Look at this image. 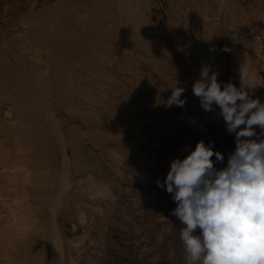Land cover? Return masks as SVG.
Here are the masks:
<instances>
[{
    "label": "rangeland",
    "instance_id": "obj_1",
    "mask_svg": "<svg viewBox=\"0 0 264 264\" xmlns=\"http://www.w3.org/2000/svg\"><path fill=\"white\" fill-rule=\"evenodd\" d=\"M263 41L264 0H0V264H187L156 180L200 140L227 166L235 134L192 85L246 70L264 103Z\"/></svg>",
    "mask_w": 264,
    "mask_h": 264
},
{
    "label": "clouds",
    "instance_id": "obj_2",
    "mask_svg": "<svg viewBox=\"0 0 264 264\" xmlns=\"http://www.w3.org/2000/svg\"><path fill=\"white\" fill-rule=\"evenodd\" d=\"M231 31L237 40L239 29ZM217 77L210 65L202 67L192 92L204 111L218 106L226 130L235 134L227 166L217 169L211 158L223 162V154L214 152V142L200 140L194 149L185 146L189 154L173 159L163 182L156 184L177 205L170 215L184 225L179 234L187 264H264V103L251 98L256 86L248 71L240 70L239 88L231 81L222 88ZM171 89L161 103L183 108L186 89Z\"/></svg>",
    "mask_w": 264,
    "mask_h": 264
},
{
    "label": "bare ground",
    "instance_id": "obj_3",
    "mask_svg": "<svg viewBox=\"0 0 264 264\" xmlns=\"http://www.w3.org/2000/svg\"><path fill=\"white\" fill-rule=\"evenodd\" d=\"M59 1V0H58ZM65 1V0H64ZM130 1V0H129ZM142 1H144V0H142ZM57 3H59V2H57ZM137 3V2H136ZM56 4V3H55ZM133 4V3H132ZM231 4V3H230ZM114 5V4H113ZM198 5V4H197ZM134 7H136V6H134ZM133 7V8H134ZM122 8V7H121ZM131 8H132V6H131ZM119 10V9H118ZM134 10H135V8H134ZM118 12H120V11H118ZM127 12V11H126ZM202 15V14H201ZM206 15V14H205ZM233 16V15H232ZM126 17V16H125ZM137 17V16H136ZM201 17V16H200ZM123 19H125V18H123ZM129 19V18H128ZM226 19V18H225ZM125 20H127V19H125ZM134 20V19H133ZM102 21V20H101ZM129 21V20H128ZM136 21V20H135ZM132 22H134V21H132ZM212 27V26H211ZM182 29V28H181ZM167 31V30H166ZM197 32V31H196ZM175 33V32H174ZM208 36H210V35H208ZM208 38V37H207ZM260 40V39H259ZM258 40V41H259ZM143 41V40H142ZM263 43H264V41H263ZM181 47V46H180ZM239 50V49H238ZM127 51V50H126ZM132 51H133V49H132ZM240 51H241V49H240ZM243 51V50H242ZM241 51V52H242ZM149 52V51H148ZM134 53V52H133ZM61 54V53H60ZM130 54V53H129ZM136 54V53H135ZM134 55V54H133ZM150 55V54H149ZM239 55V54H238ZM131 56V55H130ZM135 56V55H134ZM188 57V56H187ZM242 57H243V55H242ZM134 58V57H133ZM132 58V59H133ZM145 58V57H144ZM205 58V57H204ZM149 59V58H148ZM230 59V58H229ZM233 59V58H232ZM151 60V59H150ZM165 60V59H164ZM139 61V60H138ZM140 64V63H139ZM233 64V63H232ZM144 65V64H143ZM160 65V64H159ZM138 67V66H137ZM159 72V71H158ZM130 73V72H129ZM167 73V72H166ZM154 74V73H153ZM177 75V74H176ZM111 78H113V77H111ZM129 78H131V77H129ZM135 78V77H134ZM152 78V77H151ZM113 80V79H112ZM134 80V79H133ZM132 80V81H133ZM159 81V80H158ZM162 81V80H161ZM167 81V80H166ZM120 82V81H119ZM110 86V85H109ZM104 87V86H103ZM87 88V87H86ZM113 88V87H112ZM131 88V87H130ZM71 89V88H70ZM164 90V89H163ZM130 93V92H129ZM119 96V95H118ZM123 97V96H122ZM185 97H187V96H185ZM128 98V97H127ZM158 98V97H157ZM153 99H154V97H153ZM191 101V100H190ZM109 103V102H108ZM124 104V103H123ZM79 105V104H78ZM136 106V105H135ZM153 107V106H152ZM158 107V106H157ZM202 108V107H201ZM149 109V108H148ZM72 113V112H71ZM157 116V115H156ZM93 118V117H92ZM126 120V119H125ZM156 120H157V118H156ZM87 124V123H86ZM165 124V123H164ZM169 125V124H168ZM171 127V126H170ZM168 129V128H167ZM171 129V128H170ZM175 131V130H174ZM85 132V131H84ZM147 135V134H146ZM111 147V146H110ZM117 154V153H116ZM88 164H90V163H88ZM86 168V167H85ZM99 182V181H98ZM99 186V185H98ZM102 187V186H101ZM103 188V187H102ZM94 207V206H93ZM106 209V208H105ZM94 210V209H93ZM55 232V231H54ZM81 239V238H80Z\"/></svg>",
    "mask_w": 264,
    "mask_h": 264
},
{
    "label": "built area",
    "instance_id": "obj_4",
    "mask_svg": "<svg viewBox=\"0 0 264 264\" xmlns=\"http://www.w3.org/2000/svg\"><path fill=\"white\" fill-rule=\"evenodd\" d=\"M259 39H260V36H257V37H256V40L258 41Z\"/></svg>",
    "mask_w": 264,
    "mask_h": 264
}]
</instances>
